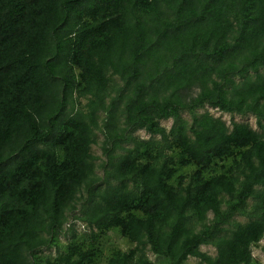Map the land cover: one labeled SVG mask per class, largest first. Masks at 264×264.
I'll return each instance as SVG.
<instances>
[{
	"label": "trees",
	"instance_id": "obj_1",
	"mask_svg": "<svg viewBox=\"0 0 264 264\" xmlns=\"http://www.w3.org/2000/svg\"><path fill=\"white\" fill-rule=\"evenodd\" d=\"M110 76L121 82L113 97ZM74 94L92 97L87 115ZM205 106L252 116L256 129ZM100 113L102 177L90 153ZM172 149L197 169L177 187ZM76 195L78 220L135 244L107 264H150L136 258L145 248L169 264L253 263L264 238V0H0V264H42L36 253L63 234Z\"/></svg>",
	"mask_w": 264,
	"mask_h": 264
},
{
	"label": "rangeland",
	"instance_id": "obj_2",
	"mask_svg": "<svg viewBox=\"0 0 264 264\" xmlns=\"http://www.w3.org/2000/svg\"><path fill=\"white\" fill-rule=\"evenodd\" d=\"M76 73H78L76 71ZM110 88L109 96L113 97L116 90L121 85V82L116 76H110ZM75 100L74 111L80 110L83 114H88L90 101L92 97L90 95L78 96L73 95ZM108 102V101H107ZM199 113L208 112L215 118H220L228 126L232 122L246 124L252 129H256V120L252 116H239L235 114L223 113L217 109L205 106L198 110ZM104 114L100 113L97 118L98 130H95V143L90 147V153L94 160V174L95 176L102 177V166L105 163V158L102 154L101 146L103 142V135L101 128L103 124ZM188 117V116H186ZM172 121L162 120L160 125L167 131L170 129ZM135 137L141 140H148L150 135L144 130H137L133 133ZM168 156L171 157L176 174L169 182L172 186L177 187L178 179L182 177L184 181L188 180L189 176L193 174L197 169L193 165L187 167H180L179 160L180 154L176 149L170 150ZM232 159H226L223 161H217L207 169L203 170L205 178L209 179L213 176L222 174L230 165ZM84 197V196H83ZM81 196L76 195V198L72 202L71 206L66 210V221L63 226V234L59 236L54 245L48 248H41L36 253V258L41 259L42 264H54L59 261L65 255L73 254V260L78 259L79 255H87V260L84 264H107L108 260L117 252L127 253L135 248V244L130 242L127 238L122 236L118 228H112L103 231L91 230L88 226L78 220L79 206L81 204ZM8 198L0 200V209L6 206ZM211 218V214L207 216ZM241 220V219H240ZM243 221V220H242ZM241 221V222H242ZM264 245V238L257 244L251 247L252 264H264V252L261 247ZM200 252L209 255L210 257H216V250L212 246H201ZM143 254L144 258L150 264H169V261L161 256L152 254L148 248L139 250L136 258ZM182 264H203L199 259L189 257Z\"/></svg>",
	"mask_w": 264,
	"mask_h": 264
}]
</instances>
